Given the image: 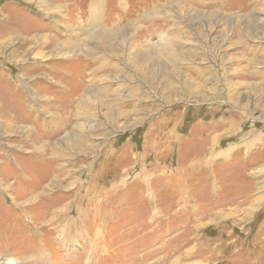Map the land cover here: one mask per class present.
Masks as SVG:
<instances>
[{
	"label": "rangeland",
	"instance_id": "374dc122",
	"mask_svg": "<svg viewBox=\"0 0 264 264\" xmlns=\"http://www.w3.org/2000/svg\"><path fill=\"white\" fill-rule=\"evenodd\" d=\"M9 258L264 264V0H0Z\"/></svg>",
	"mask_w": 264,
	"mask_h": 264
},
{
	"label": "bare ground",
	"instance_id": "6f19581e",
	"mask_svg": "<svg viewBox=\"0 0 264 264\" xmlns=\"http://www.w3.org/2000/svg\"><path fill=\"white\" fill-rule=\"evenodd\" d=\"M3 264H16V259L15 258H9L6 261L2 262Z\"/></svg>",
	"mask_w": 264,
	"mask_h": 264
},
{
	"label": "crops",
	"instance_id": "0c3cea01",
	"mask_svg": "<svg viewBox=\"0 0 264 264\" xmlns=\"http://www.w3.org/2000/svg\"><path fill=\"white\" fill-rule=\"evenodd\" d=\"M143 132H144V130H143ZM143 132H142V134H143ZM145 133V132H144ZM145 135V134H144Z\"/></svg>",
	"mask_w": 264,
	"mask_h": 264
}]
</instances>
